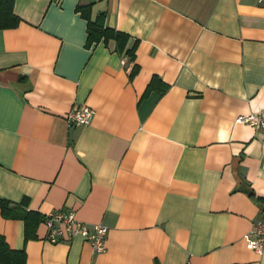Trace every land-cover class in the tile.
<instances>
[{
	"label": "crops",
	"instance_id": "crops-1",
	"mask_svg": "<svg viewBox=\"0 0 264 264\" xmlns=\"http://www.w3.org/2000/svg\"><path fill=\"white\" fill-rule=\"evenodd\" d=\"M13 11L20 22L0 29V198L16 208L0 209V235L24 264H264L243 240L264 213V131L236 122L264 109V0ZM101 12L124 49L86 46L87 16ZM82 104L91 121L69 124ZM24 209L40 215L27 239ZM60 209L106 225L105 250L49 242L42 215Z\"/></svg>",
	"mask_w": 264,
	"mask_h": 264
},
{
	"label": "built area",
	"instance_id": "built-area-1",
	"mask_svg": "<svg viewBox=\"0 0 264 264\" xmlns=\"http://www.w3.org/2000/svg\"><path fill=\"white\" fill-rule=\"evenodd\" d=\"M93 117V110L87 104L75 105L67 113L66 121L71 125L88 124ZM236 122L246 124L253 129L264 131V109L258 113L240 114ZM46 238L51 243L69 240L80 236L88 241L95 252L105 250L108 228L100 222H86L77 218L74 210L60 209L44 214ZM247 248L261 253L264 248V213L254 223L252 229L243 235Z\"/></svg>",
	"mask_w": 264,
	"mask_h": 264
},
{
	"label": "trees",
	"instance_id": "trees-1",
	"mask_svg": "<svg viewBox=\"0 0 264 264\" xmlns=\"http://www.w3.org/2000/svg\"><path fill=\"white\" fill-rule=\"evenodd\" d=\"M14 0H0V29L14 27L20 22L19 16L13 11ZM76 10L84 16L83 6L77 5ZM127 34L110 28L104 24V12H101L94 21L87 16V39L86 46H90L92 43L98 42L100 39L107 42L112 39L115 42V48L118 50L124 49L127 41ZM134 45L131 48H126L127 54L132 60ZM129 51V52H128ZM137 64L133 65V68L129 74L130 78L137 72ZM158 79L153 76L147 85L144 94L154 89ZM253 194L250 193V196ZM254 200L258 201L256 198ZM15 204H11L9 201L0 198V209L3 216H10V212L15 209ZM20 217L25 224V239L32 237L34 228L37 222L40 220V215L37 211L24 209L21 210ZM44 215H42L43 219ZM0 263L1 264H24L25 252L24 250L12 249L8 246L3 236L0 235Z\"/></svg>",
	"mask_w": 264,
	"mask_h": 264
}]
</instances>
